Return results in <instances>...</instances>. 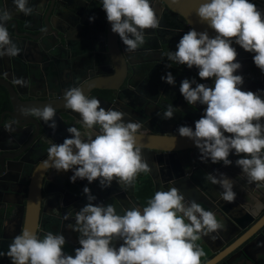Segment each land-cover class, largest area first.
<instances>
[{
	"label": "clouds",
	"instance_id": "1",
	"mask_svg": "<svg viewBox=\"0 0 264 264\" xmlns=\"http://www.w3.org/2000/svg\"><path fill=\"white\" fill-rule=\"evenodd\" d=\"M12 3L23 15L33 14L29 0H12ZM100 3L111 31L119 36L129 53L146 43V30L160 26L151 0H100ZM196 14L216 35L210 38L207 31L190 29L167 58L189 69L195 66L199 78H210L214 85L209 87L187 78L181 81L179 91L185 101L206 108L195 121L194 130L180 126L178 134L194 142L201 162L210 160L228 166L232 164L230 153L242 157L235 163L248 182L264 187V99L259 92L241 90L244 78L235 74L241 65L236 62L238 53L232 46L235 43L244 51L255 53L253 62L264 73V13L249 0H206L196 9ZM11 19L7 7L0 9V57H16L21 53L6 26ZM161 79L169 85L175 84L171 72ZM14 83L26 86L23 79ZM63 101L65 108L80 115L86 131L68 127L72 138L51 144L47 159L42 162L45 170H72L70 182L79 178L91 184L98 180L102 188L110 187L114 180L127 188L140 173L152 171L143 156V146L137 142L142 122H125L126 113L113 108L106 110L98 99L85 95L80 87L66 89ZM173 111V106L168 105L162 118L172 119ZM22 115L38 117L53 130L57 127L56 109L50 104L23 111ZM5 128L14 131L11 123ZM205 178L223 189L224 201H235L232 179L223 173L218 176L209 173ZM193 190V197L174 186L167 191H156L142 211L132 207L121 210V215L111 204L93 205L96 197L85 186L83 194L88 203L76 214L72 228L79 233V247L74 249V255L64 252L67 241L62 234L48 231L41 237L24 229L13 238L7 253L0 252V256L7 255L11 264H202L205 253L196 241L217 232L226 223L222 225L216 218L215 212L222 213L219 206L217 211L210 210L213 203L205 209L202 207L210 199L202 184ZM198 192L204 195V201H199ZM186 197L193 201H186ZM64 219H68L67 215ZM232 226L230 240L244 230L235 234L234 230L239 228ZM224 263L225 258L221 257L214 264Z\"/></svg>",
	"mask_w": 264,
	"mask_h": 264
},
{
	"label": "flooded vegetation",
	"instance_id": "2",
	"mask_svg": "<svg viewBox=\"0 0 264 264\" xmlns=\"http://www.w3.org/2000/svg\"><path fill=\"white\" fill-rule=\"evenodd\" d=\"M64 3L62 4L61 0H48L47 4L46 0H29L34 10L32 15L25 16L15 10L12 0H0V9L7 7L12 14V19L7 22L6 26L13 42H16L21 49L19 55L22 56L21 60L18 59L19 55L0 57V252L5 254L13 238L22 232L29 186L36 170L47 159V149L52 143L61 144L64 139L72 138V134L67 131L68 127L74 126L82 133L86 131L80 115L64 107L63 97L66 89L80 87L85 95L98 99L106 110L113 108V110L126 113L125 122H142L143 127L139 132L141 134L179 135L178 127L180 126H188L194 130L195 121L202 117L206 108V105L199 103L189 105L185 101L179 91L181 81L186 78L194 79L196 83H203L209 87L213 82L210 78L201 80L198 76L199 69L195 66L189 69L186 65H179L168 60V53L177 50L176 45L179 40L190 29L178 17L165 13L161 5L153 1L151 4L160 18V26L146 34V43L136 52L129 53L118 36L117 46L126 60L125 77L119 88L117 90L90 88V84L87 86L86 83L96 76L97 70L94 68L92 70L91 66H88L92 60L89 55H94V46L100 53L103 51L100 47L108 42L107 35L104 37L107 23L106 13L99 2L98 10L94 11L93 16L95 24L87 31L93 37L80 38L78 35L82 34L83 26L89 24V18L92 16H78L72 12L73 7L83 4L80 0H64ZM44 4L46 6L42 12ZM59 5H65L70 9L71 12L67 13L66 18L61 16ZM256 6L260 9L257 4ZM47 13L53 23L59 26V31L50 30L48 32L47 27L46 32L41 34L37 29L40 24L39 17L42 14L44 18ZM14 16H21L23 20L16 19ZM103 37L104 43L101 44ZM33 38H38V42L35 43ZM88 44L92 48L89 49ZM125 54L129 55L125 56ZM250 57L244 54L238 56L241 65L238 75L244 78V83L240 86L241 90L259 92L264 95V73L256 67L253 57ZM111 67L113 69L114 65L112 64ZM169 72L175 78L174 85H169L161 79ZM16 79L25 80L26 86L21 87L15 84ZM49 104L56 109L54 119L57 127L55 130L49 128L38 117L22 115L23 111L30 112L32 109L43 108ZM170 104L174 109L173 118L163 119V114ZM10 123L14 131L6 130L5 126ZM20 125L24 127L19 129ZM194 151L198 149L178 151L177 155L182 159L186 154H194ZM170 159L173 163L176 161L174 158ZM145 160L153 172L140 173L133 184L127 188L115 180L107 188H102L98 180L91 184L86 179L79 178L75 182H70V177L73 175L72 170L66 172H57L54 169L44 170L41 208L35 230L37 235L42 237L48 231L62 234L67 241L64 251L74 253L73 250L79 247V233L72 231V228L75 225L76 214L88 203L83 194L85 186L96 197L92 201L93 205L107 206L110 197H114L113 202L118 214H123L121 210L137 206L142 211L146 203L143 200L139 201L136 197L142 181L145 182L147 178H150L153 194L156 191H167L172 183L169 178L175 172L174 167L171 170V167L157 161L155 157L145 155ZM203 163L200 160V164ZM162 166L169 174L167 182H164L159 175ZM193 176L199 185L205 181L206 177L200 176L197 170L194 171ZM219 187L216 185L213 190L217 202H224L226 205L239 204L243 209L244 205L247 206L242 214L234 209L233 211L237 213L234 218L240 222L254 217L256 220L226 245H223L217 253L213 255L209 253V259L219 256L227 248L235 245L223 256L226 262L230 260L231 264H258L264 261V241L260 239L262 237L260 232L262 230L264 232V225L251 235L250 239L254 237L259 239L257 238V241L247 247L249 255L242 251L247 239L239 242L255 227L257 220L264 213V187L250 185L240 192L235 190L237 187L233 184L237 203L224 201ZM109 188H116L118 192L111 196L107 190ZM187 193L192 197L195 195L189 188ZM129 197L131 201L127 200ZM219 210L226 218V225L231 226V231L226 236L229 238L233 228L227 219L230 216L223 210ZM66 215L68 219H64ZM260 221L264 222V216ZM243 225L245 224L241 223L240 226ZM0 264H11V260L7 255L0 256Z\"/></svg>",
	"mask_w": 264,
	"mask_h": 264
},
{
	"label": "water",
	"instance_id": "3",
	"mask_svg": "<svg viewBox=\"0 0 264 264\" xmlns=\"http://www.w3.org/2000/svg\"><path fill=\"white\" fill-rule=\"evenodd\" d=\"M80 1L87 3V1L89 0H80ZM153 1L159 3L165 13L170 14V15L174 14L175 17H178L179 20L186 27L188 26L189 29H195L197 32L207 31L210 38H213L216 35L215 31L212 28H210L207 23L200 22L199 17L196 14V9L200 6L201 3L206 2V0H151V2ZM47 2L48 0H46V3ZM61 2L62 4H65L64 0H61ZM251 2H255L259 6V8L263 10L262 13H264V0H252ZM42 17L43 15L39 17L40 24L37 28L41 32V34L46 32L45 28L47 27L49 28L48 32H50V30L52 31L54 30L56 32L59 31V26L53 23V20L49 17L48 13L44 16V18ZM14 18L23 20L21 16H14ZM13 21L15 22L16 20H13ZM65 27L67 29L66 25ZM151 31L152 29L146 30V34L151 33ZM102 32L103 31H101V33ZM106 35H107L108 42L105 46L103 45L102 47H100L103 49V51L98 53L97 47L94 46V51H95L94 55L92 56L89 55V57H91L92 60H91V64L88 66H91L92 70L93 68L97 70V74L88 83H86V85L88 86L90 84L89 85L90 88H104V89L117 90L120 84L123 82V79L125 77L126 60L124 59L122 53L120 52L117 46L118 35L111 31V25L108 22L106 23V31H105L104 37ZM78 36L80 38L93 37V35L85 31V29H83L82 34L81 35L79 34ZM104 37H103V41H101V44L104 43ZM33 39H35L34 40L35 43L38 42L37 40L38 38H33ZM87 46L89 49L92 48L90 44H88ZM232 46L236 49L238 56L239 54H244V56L245 55L254 56L255 54V53H249V52L244 51L239 45L235 43H233ZM128 55L129 54H125V56H128ZM238 56L236 57V62L239 63L240 60L238 59ZM26 57L28 58L29 56H26ZM18 59L21 60L22 56L19 55ZM112 64L114 65L113 69L111 67ZM235 74L236 75L240 74L239 70H237ZM116 82H119V83L117 84ZM213 85H214V81L212 82L210 87H212ZM243 91H246V90L244 89ZM260 95H261V98L264 99V95L263 94H260ZM22 127H24V125H20L19 129H22ZM138 135L140 137H138L137 142L138 144H141L143 146L142 151H143L144 158H145V155H148L149 157H155L157 161L169 165V168L171 167V170L174 167L175 172L169 178L170 183L171 181L173 182L170 184V187L174 186L178 188L179 191L181 190L182 193L186 196H190V195L187 193V190H185V188L183 187L184 183L185 185L193 189H195L199 185V183H197V181L195 180L193 176V173L195 170H197V173L201 171L200 176H206L209 173L218 176L219 173H223L225 176L233 180L234 185L237 187V189L240 188L238 189L240 192L243 191L244 187L249 186L247 177L242 173L241 168L237 165L225 166V165H221L222 162L218 164H213L211 163L210 160L204 161L203 164H200V159H199L200 154L196 155L195 157L193 156V154H189V155H185L182 159H180L177 155L178 151L196 148L194 145V142L186 137H181L179 135L160 134V133H155V134L138 133ZM230 157H234L235 160L241 158L240 156H237L234 153H232ZM170 158H174L176 161L173 163ZM44 170L45 169L43 168L42 165L39 166V168L35 172V175L32 177V180L29 186L27 200H26L25 217H24L25 223L22 228V231L24 229H28L30 231L35 232L36 227L38 225L39 212L41 208V199H42V196H41L42 174ZM204 180L205 181L202 183V186L206 190V194L210 197V199L205 201L206 204L202 206L204 209L208 207V204L210 205L213 202H216L217 205L219 206V209L223 210L227 215L232 217V211L234 209L238 213L242 214L244 210L247 208V206L244 205L245 208L243 209L241 208V206H239V204H228L227 206L221 207L222 205H224V202H217L216 197L213 193V190L218 184H212L206 178ZM218 189L221 190L222 188L219 187ZM198 194H199V201L200 202L204 201V195L200 192H198ZM132 197L134 196L132 195ZM113 200H114V197L112 198L110 197L109 203L114 204ZM135 200L138 202L136 198ZM187 200L193 201L188 198ZM233 203H237V202H233ZM215 214H216L217 220L222 225H224L226 223V218L223 215V213H220L217 211L215 212ZM253 220L254 218H251L248 221L243 220L240 222L239 220L235 219L234 220L235 226L239 228L235 234H238L241 231V229L248 226V224L251 223ZM241 223H244L245 225L240 227ZM262 223L263 222L259 221L250 232L245 234L239 240V242H241L247 239L244 243L245 245L242 250L244 254L246 255L250 254L249 251L247 250V247L252 242L257 241V238H258V237H254L250 239V237L251 235H253V233H255L258 230V228L261 226ZM260 234L262 238L264 239L263 230L260 232ZM208 237L209 235L202 237L203 241L206 243L207 246L210 245L208 243ZM224 238L225 240L221 242L222 245L225 242H228L230 240L229 238L225 236ZM262 238L260 239L263 240ZM234 247L235 245L229 247L226 251L221 253L219 256L210 258L204 264H214L218 259L226 255ZM210 250L213 252L215 249L210 248ZM65 253L74 255V253H69L67 251ZM224 264H231L230 260L228 262L225 261Z\"/></svg>",
	"mask_w": 264,
	"mask_h": 264
},
{
	"label": "crops",
	"instance_id": "4",
	"mask_svg": "<svg viewBox=\"0 0 264 264\" xmlns=\"http://www.w3.org/2000/svg\"><path fill=\"white\" fill-rule=\"evenodd\" d=\"M99 2H100V0H89V1H87V3L82 2L83 3L82 5H76L75 7H73L72 8V12L74 14H77L78 16H86V17L92 16L93 17L94 16V11L98 10V6L97 5L99 4ZM46 4L43 5L44 7L42 9V12L44 11ZM33 10H34V8H33ZM59 11H60V14H61V16L63 18H66L67 17V13L71 12L70 9L65 7V5L64 6L63 5H59ZM41 16H42V14H41ZM94 24H95V21L92 20L91 22H89L88 25H84L83 27H84L85 31H89V29H91L94 26ZM252 57L253 56H251L250 58H252ZM225 135H230V134L225 133ZM228 158L231 159V160H235L234 157H228ZM168 167H169V165H168ZM163 168H164V166H162V170L160 171L159 175L164 180V182H167L169 174ZM151 172H153V171H151ZM253 186H256V184L253 185ZM183 187L185 188V190H188V188H189L191 190V192L194 193L193 188H191V187H189V186H187L185 184H183ZM107 190L109 191L110 195H113V194L115 195L118 192V189H116V188H109ZM127 200H130V197ZM186 201H189V200H186ZM194 201L198 202L197 200H194ZM109 204H111V205H113L115 207L114 204H112V203H109ZM137 207H139V206H137ZM217 209H218L217 203L213 202V206L211 207L210 210L211 211H217ZM236 215H237L236 211H233L232 212V217H227V219L231 223V225H235L234 219H236V218H234V217ZM236 220H238V219H236ZM230 231H231V226L230 225H225V226H223L222 229L218 230L217 232L209 234V237H208V243L210 244L208 246L209 249L213 248L215 250H219L220 248H222L221 240H222V238L224 236L225 237L228 236ZM241 231H242V229H241ZM212 237H215V239H213ZM201 240L203 241L202 238H201ZM224 245H226V244H224ZM209 253L211 255H213V253H211V252H209Z\"/></svg>",
	"mask_w": 264,
	"mask_h": 264
},
{
	"label": "trees",
	"instance_id": "5",
	"mask_svg": "<svg viewBox=\"0 0 264 264\" xmlns=\"http://www.w3.org/2000/svg\"><path fill=\"white\" fill-rule=\"evenodd\" d=\"M183 74V73H182ZM189 155V154H186ZM144 181V180H143ZM142 181V184L140 185V187L138 188L137 192H136V197L139 201L146 203V206L148 204V201L153 198L154 194L152 191V182L150 180V178H147V180L145 182ZM196 244L200 247L202 244L200 243V239L196 241ZM209 255L206 257H202L201 261L202 264L204 262H206L209 259ZM257 264V263H255ZM258 264H264V261L258 263Z\"/></svg>",
	"mask_w": 264,
	"mask_h": 264
},
{
	"label": "rangeland",
	"instance_id": "6",
	"mask_svg": "<svg viewBox=\"0 0 264 264\" xmlns=\"http://www.w3.org/2000/svg\"><path fill=\"white\" fill-rule=\"evenodd\" d=\"M194 154H193V156L195 157L196 155H198L199 154V151H194L193 152ZM231 160V159H230ZM232 161V164H231V166H234V165H236V163H235V161L236 160H231ZM221 165H223V163H221ZM253 186V185H255V183H249V186ZM245 188V187H244ZM243 188V189H244ZM238 189H240V188H238ZM238 189H235L236 191H238ZM222 191H223V189H221ZM238 200L237 199H235V201L234 202H237ZM263 215H264V213L262 214V216L257 220V222H256V224L261 220V218L263 217ZM258 217V216H257ZM256 220V217H254V220L253 221H255ZM253 221L251 222V223H249L248 225H251L252 223H253ZM187 222V221H186ZM264 225V222L261 224V226H263ZM260 226V227H261ZM234 233H236V230H234ZM200 243L202 244L201 246H200V248L201 249H203V251H204V253H205V255L203 256V257H206V256H208L209 255V252H211V250L209 249V247L200 239ZM206 249H208L209 250V252L206 250Z\"/></svg>",
	"mask_w": 264,
	"mask_h": 264
}]
</instances>
